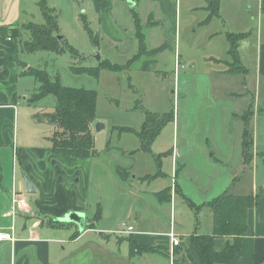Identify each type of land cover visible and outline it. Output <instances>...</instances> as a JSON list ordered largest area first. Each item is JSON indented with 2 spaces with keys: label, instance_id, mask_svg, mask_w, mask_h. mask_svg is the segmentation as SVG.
I'll return each instance as SVG.
<instances>
[{
  "label": "rangeland",
  "instance_id": "rangeland-1",
  "mask_svg": "<svg viewBox=\"0 0 264 264\" xmlns=\"http://www.w3.org/2000/svg\"><path fill=\"white\" fill-rule=\"evenodd\" d=\"M41 1L0 0V21L14 29L13 34L21 43L28 40L24 26L45 23ZM208 1V6L214 2L218 8L217 15L210 19L206 0H179L177 35L174 37L171 24L166 27L164 33L170 36L165 42L168 49L159 67H155L146 57L128 63L139 52L136 28L124 31L131 26L130 19L135 15L127 11L131 10L129 3L122 7L127 8L124 13L127 11L129 16H114L115 28L125 43L118 50L111 46L106 49L105 33L94 20L92 1L45 0L48 8L54 11L58 35L64 37L65 45H60V53L29 55L22 52L20 66L23 71L29 68L45 70L53 80L58 77L63 87L96 93V122L104 126L99 132H93L97 155L75 165L65 163L66 176L78 175L77 185L84 192L89 187L94 213L99 206L106 205V197L110 194L115 195L114 206L120 213L142 208L147 201L152 206V201L158 202V198L156 195L149 197L151 192L170 187L176 176L171 173L172 162H177L179 177L175 180L181 184L186 176L189 179L187 191L195 200L200 196L193 185L195 181L205 192L214 181L223 183L237 172V180L231 184L229 193L248 196L252 192L254 172L258 181L264 178V0ZM135 10L140 12L138 8ZM139 19L145 39L147 27ZM85 23L99 36L98 48L84 28ZM229 35L236 36L238 60L229 53ZM160 41L157 35L151 37L150 47L157 46ZM144 46L150 50L146 39ZM175 47L180 55L177 64ZM70 48L77 51V56ZM96 53L101 56L100 62L93 57ZM106 63L116 69L108 68ZM126 64L128 68H124ZM19 85L27 97V101L21 99L19 102L21 115H24L21 131L28 137L30 129L27 128L33 114L53 112L56 98L48 96L31 103L38 89L35 79L22 77ZM148 113L155 118H149ZM169 113L174 114V120L160 129L153 127L159 129V133L153 140L150 136L148 148L142 150L138 136L143 128L148 122L157 124ZM45 127L40 123L36 129L46 138ZM246 130L253 139V160L249 165H243L242 160ZM0 159L7 179L6 166H11H5L4 160L12 163V151H0ZM120 173L130 175L128 185L123 188L118 184ZM134 176L141 179L135 181ZM164 207L165 222L157 232L173 227L176 232L185 234L192 231L196 217L203 233L212 224L210 214L195 215L181 196L177 197L176 209L173 206L171 210L170 205ZM126 223L131 224L132 220Z\"/></svg>",
  "mask_w": 264,
  "mask_h": 264
},
{
  "label": "crops",
  "instance_id": "crops-1",
  "mask_svg": "<svg viewBox=\"0 0 264 264\" xmlns=\"http://www.w3.org/2000/svg\"><path fill=\"white\" fill-rule=\"evenodd\" d=\"M90 1L94 6V20H97L105 33L103 40L106 42V49L111 46L110 48L117 47L115 49L119 50L125 45L122 42L124 39L115 28L114 16H129L128 12L137 14L146 24L145 39L150 50L160 47L169 39V34L164 33L168 25L171 24L174 37L177 35L179 0H137L133 2V9L125 13V8L122 7L131 3L129 0ZM208 2H205L206 12L209 11ZM136 8L140 12L136 11ZM211 17L210 12L209 19ZM130 20L131 26H127L124 31L130 32L133 26L135 27L133 17ZM151 22L156 24L151 26ZM13 30L0 21V151H12V163L9 159L4 160L5 166H11H6L7 179L0 159V232L10 233L16 238L15 242L0 243V264H191L181 247L179 250L172 247L169 234L173 232L183 247L186 245L192 257L197 259L191 236L195 233L212 234L213 216L208 204L229 193L238 173L235 172L232 178L223 183L214 181L205 192L195 181L193 185L200 191V196H196L195 200L187 191L186 182L189 179L184 176L181 184L175 180L179 177L177 162H172L171 173H176V176L172 179L171 186H165L163 190H153L149 195L154 198L156 194L170 190L169 195L164 196L161 201H152V206L156 207L150 206L147 201L142 208L127 209L120 213L114 206L115 195L110 194L106 197V205L102 204L94 213L95 207L91 206L89 201V187L85 188V192L80 190L77 185L80 179L76 178L78 175L65 174V163L75 165L86 159L54 153L50 142L39 134L33 119L29 120L30 125L27 128L30 129L29 136L24 137L25 133L21 131L24 115H21L19 102L21 99L27 101V97H24L19 85L23 77L20 76L23 70L19 60L23 52L21 41L14 36ZM156 35L161 41L157 46L150 47L151 37ZM174 52L177 64L180 55L177 54L176 47ZM165 53L166 51L151 59L156 61L155 67H159L161 57ZM45 132L46 127L43 133ZM43 139L46 141L43 142ZM119 178L120 182H117L121 188L128 185L129 174L122 173ZM26 179L34 185L36 193L26 192ZM132 179L136 181L141 177L134 176ZM253 180L251 194L255 195L258 189L264 186V178L261 182L258 181L257 173L254 172ZM14 194L25 199L26 208L30 211L28 214L23 212L21 205L13 201ZM178 196L186 201L188 208L195 215L203 212L210 214L212 224L208 225L205 233L201 231V222L197 217L192 231L189 230L185 234L176 232L173 227L157 232L158 227H162L165 222L164 206L170 205L171 210L173 206L176 209ZM192 205L199 209L195 210ZM76 212L85 215L83 230L75 223L61 221L66 215ZM129 220H132L131 224L126 223ZM248 224L251 233L243 239L239 255L228 264H261L264 261V198L249 211ZM129 227L132 228L131 232L127 231ZM130 240H134L140 248L148 251L132 255ZM227 244L226 238H217L214 241V249L222 251Z\"/></svg>",
  "mask_w": 264,
  "mask_h": 264
},
{
  "label": "trees",
  "instance_id": "trees-1",
  "mask_svg": "<svg viewBox=\"0 0 264 264\" xmlns=\"http://www.w3.org/2000/svg\"><path fill=\"white\" fill-rule=\"evenodd\" d=\"M40 7L45 23L42 25L30 23L24 26V34L28 36V40L21 43L22 51L29 55L38 52L60 53L59 47L61 44L65 45V39L64 37L62 40L57 39L59 35L56 17L52 15L54 11L48 8L45 0L41 1ZM209 10L211 11V16L217 15L218 8L214 2L210 3ZM133 19L139 42V52L128 63H136L143 60H140L141 57H146L149 64H156V61L151 59L166 51L168 46L164 43L158 48L147 51L144 46V36L141 34L140 19L136 14L133 15ZM150 24L153 26L156 23L151 22ZM84 28L89 32L93 45L98 48L99 36L92 33L87 23H85ZM234 37L236 36L229 35L228 37L230 42L229 53L235 60H238L236 56V39ZM70 50L73 55L77 56V51L72 48ZM106 66L110 69H116L107 63ZM124 68H128V64ZM20 76H32L38 84V89L29 102L35 103L48 96L56 98L53 112L40 111V113L33 114V120L36 124L44 123L46 125L48 134L46 139L50 142L54 153L78 159H89L96 156L97 152L94 147L93 137L94 124L97 120L96 93L90 90L63 87L58 77L53 80L49 73L42 69L29 68L27 71L21 72ZM148 115L149 118H155V115L151 113H148ZM170 120H174L173 113L162 117L157 124H151V122L146 124L138 136L142 150L148 148L149 137L151 136L150 138L153 140L159 133V127H162ZM153 127L155 129L158 127L159 129L154 130ZM252 148V135L246 130L243 140V161L245 165L251 164L253 160ZM169 192L170 190L166 189L156 194V196L161 201L164 196L169 195ZM261 198H264V186L260 187L255 195L238 196L226 193L210 202L208 208L213 216L212 234L199 235L195 233L191 236L197 259L192 257L189 249L186 245L183 247L181 242L175 249L178 248L179 250L181 247V250L190 259L191 264L231 263L241 252L243 239L251 233L248 224V213L257 205ZM192 207L195 210L199 209L194 205ZM217 238H226L228 240L226 248L222 251L214 249V241ZM130 250L134 256L148 251L140 248L134 240H130Z\"/></svg>",
  "mask_w": 264,
  "mask_h": 264
},
{
  "label": "water",
  "instance_id": "water-1",
  "mask_svg": "<svg viewBox=\"0 0 264 264\" xmlns=\"http://www.w3.org/2000/svg\"><path fill=\"white\" fill-rule=\"evenodd\" d=\"M130 7L133 8L135 6V4L133 2L129 3ZM58 40H62L63 37L62 36H58L57 37ZM98 62L101 61V56L99 55V53H96V55L93 56ZM103 126V124L101 122H95L94 124V130L96 132H99L101 130V127ZM104 127V126H103ZM26 192L28 194H34L36 193V189L34 187V185L28 180L26 179ZM64 223H75L80 230L84 229V225H85V215L82 213H70L68 215H66L64 217V219L61 220ZM264 264V262L262 263Z\"/></svg>",
  "mask_w": 264,
  "mask_h": 264
},
{
  "label": "built area",
  "instance_id": "built-area-1",
  "mask_svg": "<svg viewBox=\"0 0 264 264\" xmlns=\"http://www.w3.org/2000/svg\"><path fill=\"white\" fill-rule=\"evenodd\" d=\"M129 1H131V2H137V0H129ZM13 201L17 205H21L24 208V211L23 212L25 214H28L30 212L29 209L26 208L25 199L19 197L17 194H14L13 195ZM127 231L128 232H131L132 231V228L129 227L127 229ZM169 237H170V240L172 242V247L173 248L176 247V246H178L180 244L179 239L177 238V236L173 232H171L169 234ZM4 241L15 242L16 241V238L12 234H10V233H6V232L2 233V232H0V243L1 242H4Z\"/></svg>",
  "mask_w": 264,
  "mask_h": 264
}]
</instances>
